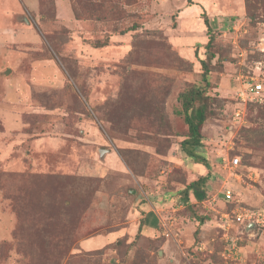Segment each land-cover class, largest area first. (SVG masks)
<instances>
[{"label": "rangeland", "instance_id": "obj_1", "mask_svg": "<svg viewBox=\"0 0 264 264\" xmlns=\"http://www.w3.org/2000/svg\"><path fill=\"white\" fill-rule=\"evenodd\" d=\"M258 12L251 21L244 0H0V264H264V226L232 213L264 215ZM248 81L260 100L241 101ZM191 85L210 97L209 169L179 146L176 97ZM198 175L205 197L182 202ZM140 204L168 237L137 234Z\"/></svg>", "mask_w": 264, "mask_h": 264}, {"label": "trees", "instance_id": "obj_2", "mask_svg": "<svg viewBox=\"0 0 264 264\" xmlns=\"http://www.w3.org/2000/svg\"><path fill=\"white\" fill-rule=\"evenodd\" d=\"M244 2L249 19L253 22L258 21V10L261 9L264 11V0H244ZM201 16L203 23L207 28L208 39L204 45V48L207 51L212 45L214 36L213 33H211V25L207 15L202 12ZM133 29H135V27H132L129 30ZM104 45H106L105 42L95 44L96 47ZM212 56L213 54L210 53L208 60H199L202 68L201 74L205 85H208V75L210 72L209 59H211ZM176 99L180 104L178 114L183 116V120L186 125V134L179 142L180 149L185 157L192 160L193 163L209 169L207 158L199 149L203 146L201 127L208 117V100L210 97L204 93V88L191 85L180 91L177 94ZM209 179L210 177L208 175H198L194 176L191 180L185 183L183 189L179 191L180 197H182V202H188L189 192L192 193L195 199H203L205 197V186ZM203 220L204 219L202 217H199L197 221L198 225L202 224ZM141 224H143L142 221ZM198 230L199 228L197 227L195 233ZM139 233L140 228L137 230V234Z\"/></svg>", "mask_w": 264, "mask_h": 264}, {"label": "built area", "instance_id": "obj_3", "mask_svg": "<svg viewBox=\"0 0 264 264\" xmlns=\"http://www.w3.org/2000/svg\"><path fill=\"white\" fill-rule=\"evenodd\" d=\"M262 91V84L259 83H251L250 81L247 82V87L242 90L240 93H238V96L240 97L242 102H245L246 99L249 100H260V93ZM229 165L231 167H236L239 164V158L235 156L233 159L228 161ZM224 196L226 201H229L232 198L231 191L229 189H226L224 191ZM233 216L236 221L241 223H253L254 226H264V215L262 212L257 210H250L246 208H241V210H235L232 211ZM224 216H227V213L224 214ZM164 236H169V231L164 230ZM231 245H233L234 241L232 239H229ZM200 248V247H199Z\"/></svg>", "mask_w": 264, "mask_h": 264}, {"label": "crops", "instance_id": "obj_4", "mask_svg": "<svg viewBox=\"0 0 264 264\" xmlns=\"http://www.w3.org/2000/svg\"><path fill=\"white\" fill-rule=\"evenodd\" d=\"M3 27H0V34L3 32ZM186 51V50H185ZM189 54V52H187ZM109 154H112L110 152ZM107 154L105 156V160L107 159ZM141 221L143 224H141ZM137 230L140 228V233L143 234L146 231H149V235L152 238H157L162 236L164 233V230H162V219L161 216L153 209L149 208L147 204H140L139 207L136 210V216H135V222ZM121 231H115L113 233H109L106 236L103 237V241L108 240V238H112L120 235ZM85 241V240H84ZM101 242V241H100ZM84 243V242H83ZM82 246V242H81Z\"/></svg>", "mask_w": 264, "mask_h": 264}, {"label": "water", "instance_id": "obj_5", "mask_svg": "<svg viewBox=\"0 0 264 264\" xmlns=\"http://www.w3.org/2000/svg\"><path fill=\"white\" fill-rule=\"evenodd\" d=\"M100 153H101V152H100ZM252 227H254L253 223H249V224H248V228H252Z\"/></svg>", "mask_w": 264, "mask_h": 264}]
</instances>
